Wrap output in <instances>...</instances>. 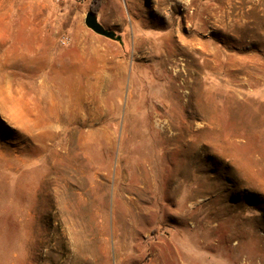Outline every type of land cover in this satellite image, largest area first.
<instances>
[{
  "label": "rangeland",
  "instance_id": "1",
  "mask_svg": "<svg viewBox=\"0 0 264 264\" xmlns=\"http://www.w3.org/2000/svg\"><path fill=\"white\" fill-rule=\"evenodd\" d=\"M93 2L0 0V264H264V0Z\"/></svg>",
  "mask_w": 264,
  "mask_h": 264
},
{
  "label": "crops",
  "instance_id": "2",
  "mask_svg": "<svg viewBox=\"0 0 264 264\" xmlns=\"http://www.w3.org/2000/svg\"><path fill=\"white\" fill-rule=\"evenodd\" d=\"M43 7H47V11L50 13L51 11L54 12L53 15L48 19H53L55 18V20L57 22H59L60 24H63V22L67 21V20H72L74 18H78L76 15H74V10L70 9L68 7H60V6H56L53 3L50 4H46V5H42ZM79 19V18H78ZM78 43H81V41H79Z\"/></svg>",
  "mask_w": 264,
  "mask_h": 264
},
{
  "label": "water",
  "instance_id": "3",
  "mask_svg": "<svg viewBox=\"0 0 264 264\" xmlns=\"http://www.w3.org/2000/svg\"><path fill=\"white\" fill-rule=\"evenodd\" d=\"M86 26L98 35L105 36L107 38H115L114 32L107 30L99 21L98 16L92 12H88L85 18ZM118 40H121L118 37Z\"/></svg>",
  "mask_w": 264,
  "mask_h": 264
},
{
  "label": "trees",
  "instance_id": "4",
  "mask_svg": "<svg viewBox=\"0 0 264 264\" xmlns=\"http://www.w3.org/2000/svg\"><path fill=\"white\" fill-rule=\"evenodd\" d=\"M100 3H101V0H94L93 6L90 9V12L94 13L95 15H97V10H98V7H99Z\"/></svg>",
  "mask_w": 264,
  "mask_h": 264
},
{
  "label": "built area",
  "instance_id": "5",
  "mask_svg": "<svg viewBox=\"0 0 264 264\" xmlns=\"http://www.w3.org/2000/svg\"><path fill=\"white\" fill-rule=\"evenodd\" d=\"M60 43L64 46L70 45L71 44V38L69 36H62L60 38Z\"/></svg>",
  "mask_w": 264,
  "mask_h": 264
}]
</instances>
